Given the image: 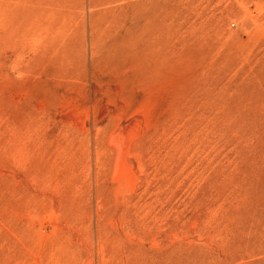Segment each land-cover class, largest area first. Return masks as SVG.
<instances>
[{
	"label": "rangeland",
	"instance_id": "rangeland-1",
	"mask_svg": "<svg viewBox=\"0 0 264 264\" xmlns=\"http://www.w3.org/2000/svg\"><path fill=\"white\" fill-rule=\"evenodd\" d=\"M0 264H264V0H0Z\"/></svg>",
	"mask_w": 264,
	"mask_h": 264
}]
</instances>
